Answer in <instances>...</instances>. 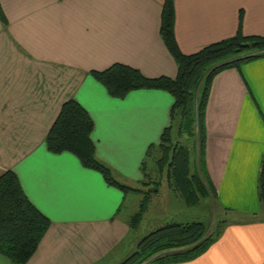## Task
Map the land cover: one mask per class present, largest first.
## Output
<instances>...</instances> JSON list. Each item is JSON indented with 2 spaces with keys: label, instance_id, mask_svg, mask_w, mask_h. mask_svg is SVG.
Instances as JSON below:
<instances>
[{
  "label": "crops",
  "instance_id": "crops-1",
  "mask_svg": "<svg viewBox=\"0 0 264 264\" xmlns=\"http://www.w3.org/2000/svg\"><path fill=\"white\" fill-rule=\"evenodd\" d=\"M162 1L0 0V174L11 170L50 220L25 264H113L105 257L120 254L125 194L72 154L48 152L44 137L61 104L73 99L92 120L95 156L120 182L139 184L141 159L168 125L173 99L144 88L113 98L89 71L121 63L145 77H174L158 31ZM173 7L174 38L185 54L233 35L239 19L244 35H264V0H173ZM203 126L202 178L231 215L220 217L226 222L204 252L169 264H264L257 197L264 56L213 76ZM0 264L11 263L0 254Z\"/></svg>",
  "mask_w": 264,
  "mask_h": 264
},
{
  "label": "trees",
  "instance_id": "trees-1",
  "mask_svg": "<svg viewBox=\"0 0 264 264\" xmlns=\"http://www.w3.org/2000/svg\"><path fill=\"white\" fill-rule=\"evenodd\" d=\"M1 18V16H0ZM173 0H163L160 10L159 35L176 64L174 77H145L137 69L113 63L89 74L113 98H122L134 89H158L172 97L169 122L158 141L149 144L140 162L142 179L139 185L146 192L150 184L166 178L187 206L201 197L214 199L213 188L202 178L200 155L203 148V116L213 76L241 62L264 56V35H244L238 21L235 33L209 43L195 52L182 53L173 34ZM93 123L87 112L73 99L65 100L44 137L48 152L72 154L83 168L100 174L102 180L122 193L139 190L117 180L112 170L94 154L90 139ZM197 156L196 163L191 156ZM153 162L152 169L149 167ZM151 171V172H150ZM159 175V176H158ZM154 186V185H152ZM257 197L264 207V156L257 175ZM135 216V212L129 220ZM225 219H220L208 232L197 221L166 223L136 243L133 251L119 264H169L198 256L219 235ZM50 220L26 197L11 170L0 174V254L11 264H25L34 253Z\"/></svg>",
  "mask_w": 264,
  "mask_h": 264
},
{
  "label": "rangeland",
  "instance_id": "rangeland-1",
  "mask_svg": "<svg viewBox=\"0 0 264 264\" xmlns=\"http://www.w3.org/2000/svg\"><path fill=\"white\" fill-rule=\"evenodd\" d=\"M191 158L196 163L197 156L194 155ZM148 164L152 169L153 162L150 160ZM159 177L160 180L157 183L150 184L153 191L146 192V187L136 184V188L139 190L125 193L120 214H125L128 217L126 218L128 231L127 235L118 241L119 247L116 252L120 251V254L112 253L107 255L108 257H105L108 260L109 256H111L113 264L115 263L114 260L118 261L119 257H121L122 259L115 263L119 264L123 261L124 257L131 253L132 250L129 251L128 248L122 246L128 244L130 246L132 244L135 248L138 240L144 235L166 223L197 221L202 223L208 232H212L221 216L223 218L230 217L229 211L224 212V210L222 212L218 208L215 199H210L209 197H201L195 205L187 206L182 198L170 188L166 178L162 174ZM134 212L135 216L129 220V217ZM122 248L125 251L121 250Z\"/></svg>",
  "mask_w": 264,
  "mask_h": 264
}]
</instances>
